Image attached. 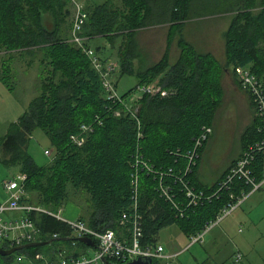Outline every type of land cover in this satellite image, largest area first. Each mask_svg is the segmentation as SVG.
Instances as JSON below:
<instances>
[{
  "label": "trees",
  "instance_id": "obj_1",
  "mask_svg": "<svg viewBox=\"0 0 264 264\" xmlns=\"http://www.w3.org/2000/svg\"><path fill=\"white\" fill-rule=\"evenodd\" d=\"M193 1L120 0L117 4L104 0L85 5L87 18L82 33L87 38L105 35L112 43L113 37L121 36L124 41L118 51L120 72L133 71L132 58L138 54L134 35L138 28L168 23L170 30L174 28L178 34L180 52L173 62H169L166 49L160 59L136 72L137 83L159 74L166 93H142L136 111H132L123 102L107 98L87 54L61 37L64 0H0V52H42L47 65H51V75L40 80L39 92L0 137L2 164L15 166L26 175L27 196L21 202L57 213L69 196L70 185L74 191L87 195L85 213L78 219L89 227L112 229L118 238H126L129 223H119L125 213L129 221L137 222L141 244L154 245L159 231L166 226L176 225L188 238L201 232L230 201V192L239 195L250 189L242 181L224 187L220 183L248 144L262 139L264 133L259 130L256 114L242 130L238 155L220 177L205 185L197 173L209 137L205 128L212 125L222 99L224 69L235 77L236 66L248 68L264 90V0H208L204 6L200 15L232 12L224 31L223 62L210 52L196 50L181 35L184 22L193 15ZM44 11L54 15L51 27L44 22ZM11 72L3 57L0 81L9 88ZM131 89L120 96L125 97ZM244 90L255 109L249 91ZM81 123H90L91 128L82 132L84 140L77 144L71 135L81 132ZM36 128L54 145L53 159L47 165L37 164L27 151L28 139ZM193 151L195 162L189 163L188 154ZM253 156L250 169L259 180L264 152L256 150ZM136 157L141 159L139 166ZM162 187L168 189L167 197ZM187 188L201 194L197 203L189 202ZM27 215L38 229L35 241H51L0 256L1 264H43L37 259L39 255L56 262L57 252L75 258L89 250V246L75 240L64 221L40 211H29ZM0 246L10 248L5 243ZM20 255L26 261L17 262ZM152 264L163 263L152 259ZM195 264L211 263L205 259ZM219 264L234 263L227 259Z\"/></svg>",
  "mask_w": 264,
  "mask_h": 264
},
{
  "label": "rangeland",
  "instance_id": "obj_2",
  "mask_svg": "<svg viewBox=\"0 0 264 264\" xmlns=\"http://www.w3.org/2000/svg\"><path fill=\"white\" fill-rule=\"evenodd\" d=\"M102 1L104 0H64V7L60 14L61 37L75 43L77 46L82 45L80 46L82 50L87 47L93 49L100 47L102 51L97 52L102 60L116 62L117 66L112 70L110 76L114 83L115 91L120 95L132 88L125 97H121L124 107L129 110L132 108V111H136L138 97L142 93H145L139 91L137 88L138 84H147L149 87L161 86L159 74L147 81L137 83L136 72L160 59L166 49L169 52V62H173L180 52L177 44L178 34L174 33V28L173 31L170 30L168 23L146 25L145 27L138 28L134 35V50L138 54L132 58L133 71L120 72L118 51L119 47L124 44L121 36L113 37L112 43L108 42L105 35H93L85 40V43L83 42L84 40L76 41V43L72 39V23L76 15L77 6H80L85 11L87 18L85 5ZM113 1L117 4L120 3V0ZM207 2L208 0L193 1L191 6L193 15L184 22L181 35L191 42L196 50L210 52L219 61L223 62L225 59L224 31L232 12L200 15ZM43 17L45 24L51 27L54 23V15L44 11ZM82 27L79 35L87 37V35L82 33ZM8 54L11 55L9 60H7ZM3 57L11 67V81H9V84L12 85V88H9L6 83L0 81V137L6 132L9 122L16 120L18 115L27 107L30 98L39 92L40 80L51 75V65H47V57H43L42 52L29 54L20 53L19 50H12L6 53L1 51L0 70ZM235 77L238 78L237 74ZM235 77L229 69H224L221 78L222 99L215 111L212 125L209 126V131L207 132L209 137L201 153L198 166V178L205 185L216 181L224 169L238 155L242 130L246 128L255 114V109L251 108L249 96L244 88L238 86L235 82L237 81ZM27 151L39 165L49 164L55 153L54 145L40 128L32 131L27 142ZM45 151H47L48 155ZM2 153L0 150V159ZM193 153L194 151L188 155L191 157ZM191 162H195V160L192 158ZM18 173L17 167L5 166L0 160L1 201L6 198V194L2 188V181L10 179ZM68 191L69 196L58 211L64 219L74 220L85 213L84 206L87 195L81 191H74L70 185L68 186ZM253 198L255 197L253 196L249 200ZM260 210L264 212V207H261ZM236 214H239V211L231 213L227 217V220H231ZM233 225L236 226L235 230L238 228L245 230L246 228L243 224L240 226L239 223ZM257 229L259 231L257 235L258 239L253 240L251 245L245 246L244 244H240L241 247L248 248L247 258L244 261L245 264H264V221L257 222ZM219 233L216 226L209 229L201 237V242L192 244L186 250V246L190 240L176 225H170L163 227L159 231L157 243L161 244L167 252H179L183 249L180 255L176 256V258L174 257V261L172 259V263L174 264H195L205 259H208L211 264H219L224 260H230L228 256L232 253H235L232 258L233 263L241 264L242 257L240 260H236V255L239 252L235 251L234 245L228 238L220 235L217 237L216 242L214 241L216 239L214 235ZM238 238L235 237L237 242Z\"/></svg>",
  "mask_w": 264,
  "mask_h": 264
},
{
  "label": "built area",
  "instance_id": "obj_3",
  "mask_svg": "<svg viewBox=\"0 0 264 264\" xmlns=\"http://www.w3.org/2000/svg\"><path fill=\"white\" fill-rule=\"evenodd\" d=\"M86 18L85 11L77 6L76 15L72 23V39L76 42L79 40H84L85 38L79 35L82 23ZM77 43V42H76ZM82 46V45H80ZM90 59L92 66L99 72L101 84L106 92L107 98L112 101L118 100L123 102L122 97L116 93L114 88V83L111 79V72L117 66L116 62L104 61L98 54V52L87 47L83 49ZM235 73L242 85L249 91L252 97L255 114L259 118V130L264 133V90L263 84L258 78L253 75L246 67L236 66ZM137 88L141 92H160L165 94L166 90L159 87L148 86L147 84H138ZM119 114V110H115V114ZM91 128L90 123H81V132L75 135H71V139L77 143L81 144L84 140L82 132H85ZM209 131V127L205 128V132ZM197 143L199 141H196ZM259 150L264 152V135L261 140H255L248 144L246 150L242 153L241 157L236 161V163L231 166L225 175L223 181H221V187L233 185L236 181H242V183L250 185V189L247 192H241L236 195L230 192V201L220 210L215 219L205 226V228L195 234L191 235L188 239L189 246L201 242L200 239L206 231L218 224L223 218L229 216L237 207L245 201V199L254 191L258 190L264 182V163L262 167V176L259 180H256L250 169L251 163L254 159V153ZM45 153L48 155L47 151ZM194 154V153H193ZM189 156V163H191L194 155ZM136 165H141L140 157L135 159ZM147 169L150 168L148 164L142 163ZM186 167V171H189V164ZM137 175H133L132 186L135 191L137 185ZM25 180L26 175L24 173H18L14 177L3 180L2 188L6 194V198L0 201V243L7 244L9 247L23 245L29 242H34L36 240L38 229L33 221H31L27 215L29 211H40L50 214L59 220L64 221L70 228L71 234L74 237L77 236H87L91 238L95 247H89L86 253L81 254L78 257H65L64 252H57V261H48L45 256L39 255L38 260H43V264H107V262L124 264L131 260V258L137 257H150L152 259H158L163 264H173L172 259L177 255L166 254L164 252V247L161 244L155 243L154 245H142L141 237L142 233L140 231L137 222L134 220L129 221L125 213L119 220L121 225L129 223V235L126 238H118L112 229L96 230L89 227L84 221L76 218L74 220H66L60 216L59 211L53 213L48 209L41 208L39 206H34L26 202H21L23 197L27 196L25 191ZM162 193L167 197L168 189L162 187ZM186 195L189 197V202L197 203L201 198V194L198 195L193 190L187 188ZM56 237V234H53ZM241 259V254L237 253L236 260ZM26 261L24 255L17 257V262ZM29 262V261H27ZM31 264V263H30Z\"/></svg>",
  "mask_w": 264,
  "mask_h": 264
},
{
  "label": "crops",
  "instance_id": "obj_4",
  "mask_svg": "<svg viewBox=\"0 0 264 264\" xmlns=\"http://www.w3.org/2000/svg\"><path fill=\"white\" fill-rule=\"evenodd\" d=\"M89 38H86V40L89 39ZM97 50L98 51H102L100 47ZM251 108H254L252 104H251ZM197 175H199V173H197ZM257 193H258V195H256ZM253 196L255 198H253L252 200H249ZM1 199L2 198H0V201H1ZM261 207H264V182H263V184L260 186V188L258 190L252 192L245 199V201L243 203H241V205L234 210L236 212L239 211V214H236L234 216V218H232L231 220H227V217H229V216H227V217L223 218L218 224L215 225L218 228V231L220 233L214 235V238H216L214 241L216 242L217 237H219L220 235H223V237L228 238L231 241V243L234 245L235 251L239 252L241 254V257H242L241 264H243V261H245V259L247 258V253H248L247 250H248V248L241 247L240 244H244L245 246L246 245H251L252 241L257 238V235L259 233V231L257 229V222L264 221V212H262L260 210ZM238 223H239L240 226L243 224V226L246 227L245 230H241L240 228L235 230L236 226H234L233 224L237 225ZM240 233H241V235H240ZM263 236H264V233H263ZM235 237H239L238 238L239 239L238 242L235 239ZM157 239H158V237H157ZM190 246H189V243H188L187 246H186V250ZM243 250H244V252H243ZM164 252L166 254H171V255H177L178 256V255L181 254V252H183V249L181 251H179V252H167L164 249ZM176 253H178V254H176ZM234 254L235 253H232L231 255H229L228 258H230V260H232ZM175 258H173V261L175 260Z\"/></svg>",
  "mask_w": 264,
  "mask_h": 264
},
{
  "label": "water",
  "instance_id": "obj_5",
  "mask_svg": "<svg viewBox=\"0 0 264 264\" xmlns=\"http://www.w3.org/2000/svg\"><path fill=\"white\" fill-rule=\"evenodd\" d=\"M75 240L84 243L85 245L89 246V247H95V243L94 241L87 237V236H77L75 237ZM51 240L49 241H34V242H29L23 245H19V246H13L10 248H3L0 246V256H7L10 255L16 251H19L23 248H28V247H33V246H40V245H44L46 243H49ZM107 264H117V263H111V262H107ZM124 264H152V260L150 257L144 256V257H137V258H131L130 261L124 263Z\"/></svg>",
  "mask_w": 264,
  "mask_h": 264
},
{
  "label": "bare ground",
  "instance_id": "obj_6",
  "mask_svg": "<svg viewBox=\"0 0 264 264\" xmlns=\"http://www.w3.org/2000/svg\"><path fill=\"white\" fill-rule=\"evenodd\" d=\"M249 93V92H248Z\"/></svg>",
  "mask_w": 264,
  "mask_h": 264
}]
</instances>
